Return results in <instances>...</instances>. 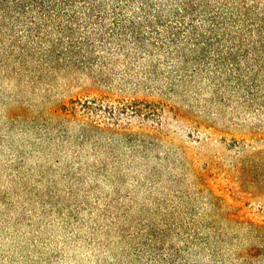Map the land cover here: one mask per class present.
<instances>
[{
    "label": "rangeland",
    "instance_id": "374dc122",
    "mask_svg": "<svg viewBox=\"0 0 264 264\" xmlns=\"http://www.w3.org/2000/svg\"><path fill=\"white\" fill-rule=\"evenodd\" d=\"M0 264H264V0H0Z\"/></svg>",
    "mask_w": 264,
    "mask_h": 264
},
{
    "label": "trees",
    "instance_id": "16d2710c",
    "mask_svg": "<svg viewBox=\"0 0 264 264\" xmlns=\"http://www.w3.org/2000/svg\"><path fill=\"white\" fill-rule=\"evenodd\" d=\"M140 112V111H139ZM138 114H140V113H138Z\"/></svg>",
    "mask_w": 264,
    "mask_h": 264
}]
</instances>
